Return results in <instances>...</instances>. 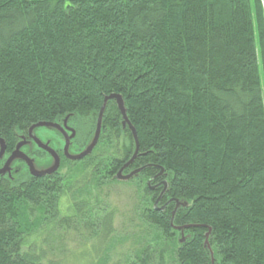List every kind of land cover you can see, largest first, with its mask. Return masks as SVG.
<instances>
[{"label":"trees","instance_id":"1","mask_svg":"<svg viewBox=\"0 0 264 264\" xmlns=\"http://www.w3.org/2000/svg\"><path fill=\"white\" fill-rule=\"evenodd\" d=\"M110 96L136 157L108 100L89 155L0 175V264H64L29 237L65 198L106 239L114 214L75 200L96 207L111 185L142 204L145 232L124 264H264V0H0L4 152L66 121L80 155Z\"/></svg>","mask_w":264,"mask_h":264},{"label":"rangeland","instance_id":"2","mask_svg":"<svg viewBox=\"0 0 264 264\" xmlns=\"http://www.w3.org/2000/svg\"><path fill=\"white\" fill-rule=\"evenodd\" d=\"M51 125L53 126L34 128L28 138L21 136L11 154L3 151V144L0 142V175L15 181L21 173L44 174L52 171L56 166L57 155L64 152L70 131L65 123ZM133 188L125 185L105 186L100 194V198L104 200L96 207L86 199L79 200L82 196L76 198L79 205L86 202L88 209L94 207L97 214L105 207L114 214L113 232L106 239L103 234L95 237L101 230L96 219L92 220L94 216L90 217L86 212L76 214L71 210V198L70 201L65 198L58 206V218L50 220L55 214L49 212L40 219L39 231L29 237L32 252L44 254V262L53 257L64 264H124L140 246L137 241L142 239L145 232L138 217L142 212L139 210L142 204ZM73 214L78 217L71 218L68 224L62 221L73 217ZM37 216L40 217L39 214ZM147 235L148 240H151V233Z\"/></svg>","mask_w":264,"mask_h":264},{"label":"water","instance_id":"3","mask_svg":"<svg viewBox=\"0 0 264 264\" xmlns=\"http://www.w3.org/2000/svg\"><path fill=\"white\" fill-rule=\"evenodd\" d=\"M108 100H115L117 105H118V108L123 116V119H124V122H127V119H126V115H125V110L122 106V101L120 99V97L118 96H110L108 98H105L104 100V103H103V106L102 108L100 109V112H99V115H98V119H97V125H96V130H95V133H94V136H93V139L91 140L90 144L86 147V149L84 150L83 153H81L80 155H71L72 157H70V154L68 152V148H69V143H70V140L71 138L74 137V133H73V130H71V135L68 137L67 136V141H66V147L64 149V155L71 159V160H79L87 155H89L91 153V151L93 150V148L95 147L96 143H97V140H98V137H99V133H100V128H101V120H102V115H103V111H104V108H105V104ZM64 123L66 124V121H64ZM128 123V122H127ZM53 125L51 124H38L36 126H33L32 128L29 129V135L32 133V130L36 127H52ZM128 126L132 132V135H133V138H134V141H135V151H134V154L131 158V160L129 162H132L133 159L136 157L137 155V151H138V147H137V143H136V136H135V132L133 130V128L130 126V124L128 123ZM70 131V130H69ZM31 136V135H30ZM0 142L2 143V140H0ZM3 144V143H2ZM3 151H4V146H3ZM59 167V160L58 158L56 157V166L55 168L48 172V173H44V174H31L33 176H36V177H39V176H44V175H48V174H52L53 172H55ZM120 179V180H127L130 176L128 177H122L120 174L117 175Z\"/></svg>","mask_w":264,"mask_h":264},{"label":"bare ground","instance_id":"4","mask_svg":"<svg viewBox=\"0 0 264 264\" xmlns=\"http://www.w3.org/2000/svg\"><path fill=\"white\" fill-rule=\"evenodd\" d=\"M50 124H53V123H50Z\"/></svg>","mask_w":264,"mask_h":264}]
</instances>
